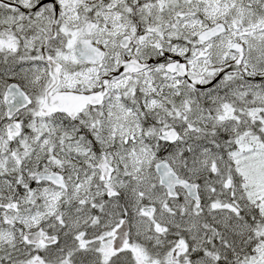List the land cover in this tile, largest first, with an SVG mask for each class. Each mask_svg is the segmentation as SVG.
<instances>
[{
	"label": "snow or ice",
	"instance_id": "1",
	"mask_svg": "<svg viewBox=\"0 0 264 264\" xmlns=\"http://www.w3.org/2000/svg\"><path fill=\"white\" fill-rule=\"evenodd\" d=\"M0 264H264V0H0Z\"/></svg>",
	"mask_w": 264,
	"mask_h": 264
}]
</instances>
